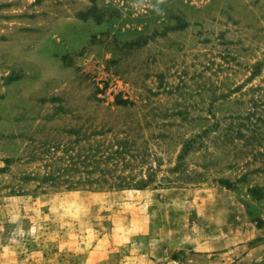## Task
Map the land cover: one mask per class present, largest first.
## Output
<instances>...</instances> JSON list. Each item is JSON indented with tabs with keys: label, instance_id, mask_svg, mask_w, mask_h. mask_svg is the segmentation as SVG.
<instances>
[{
	"label": "rangeland",
	"instance_id": "obj_1",
	"mask_svg": "<svg viewBox=\"0 0 264 264\" xmlns=\"http://www.w3.org/2000/svg\"><path fill=\"white\" fill-rule=\"evenodd\" d=\"M0 264H264V0H0Z\"/></svg>",
	"mask_w": 264,
	"mask_h": 264
},
{
	"label": "trees",
	"instance_id": "obj_2",
	"mask_svg": "<svg viewBox=\"0 0 264 264\" xmlns=\"http://www.w3.org/2000/svg\"><path fill=\"white\" fill-rule=\"evenodd\" d=\"M122 153H123L122 149H116V150H114L112 155L117 157V156L121 155ZM120 182H122L121 184H124V185H119V187L129 185L128 181H120ZM144 184H145V182H143V181H136V183L134 185H131V186L142 187Z\"/></svg>",
	"mask_w": 264,
	"mask_h": 264
}]
</instances>
